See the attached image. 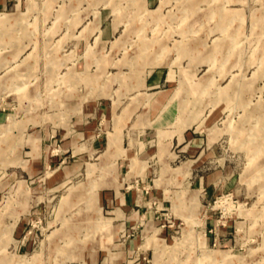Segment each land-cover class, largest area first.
Returning <instances> with one entry per match:
<instances>
[{
	"label": "rangeland",
	"instance_id": "1",
	"mask_svg": "<svg viewBox=\"0 0 264 264\" xmlns=\"http://www.w3.org/2000/svg\"><path fill=\"white\" fill-rule=\"evenodd\" d=\"M156 67L178 88L172 129L212 134V171L230 183L194 206L177 158L155 231L132 225L103 246L119 223L108 199L151 186L120 158L147 105L141 90L116 87ZM86 103L102 108L88 138L109 139L99 150L65 144ZM0 112V264H114L113 245L124 250L128 237L137 247L121 264H264V0L12 3L0 10ZM122 116L119 136L111 118ZM148 133L139 144L158 178Z\"/></svg>",
	"mask_w": 264,
	"mask_h": 264
},
{
	"label": "crops",
	"instance_id": "2",
	"mask_svg": "<svg viewBox=\"0 0 264 264\" xmlns=\"http://www.w3.org/2000/svg\"><path fill=\"white\" fill-rule=\"evenodd\" d=\"M20 1L0 0V10H5L12 3L18 4ZM131 77L128 81L120 82L116 89L141 90V93H139L140 98L136 99L138 101L143 99V105L145 103L147 108L144 113L145 117L135 118L132 123L134 131L132 132L130 143L136 145L133 148L130 144L126 148L128 150L125 155L120 156V158H125L129 161V163L126 161L125 165L129 164V166H133L130 172L132 173L131 176L139 173V176H143L148 180L151 186L149 189L144 190L137 186L122 189L113 198L108 199V204L114 206V213L118 216L119 223L113 226L112 233L109 232L107 236L102 237L101 242L103 246H107L111 239L115 240L120 232L127 230L132 225H137L141 232L149 233L150 231H155L152 228L155 221L153 210L161 207L166 202V200L160 197V194L165 192L166 184L171 182L170 177L167 178L165 175L172 171V163L177 158H179L180 163L176 168H173V171L175 169L178 171L176 173L179 174L178 178L180 182H184L187 179L190 184L191 204L194 206L193 199L198 201L199 197H202L205 201L211 202L214 195L220 190H224V187L226 188L230 183L228 178L219 186L223 171L222 169L212 171V134H202L197 131V126L191 128V123H184V127L180 130L172 129L173 124L177 120L178 99L176 98V91L178 88L174 89L172 87L170 72L164 68L156 67L148 73L142 70L138 71L136 75ZM92 85L95 86V84ZM94 86L90 88L95 89L96 87ZM98 89H104V87L100 86ZM90 106L86 103L81 107L79 115L75 117L79 120L78 124L80 128L65 142L66 145H70L74 150H99L105 144L109 145V139L107 138L108 140L106 141L103 136L102 138H92L89 143L88 138L92 136L97 126L98 119L96 120V118H98L102 110V108L97 107L98 105L96 107L93 106L91 109ZM5 118L8 117L5 116L4 112H0L1 124ZM128 119L123 116L122 118H111V125L114 126L113 129L115 128L119 136L122 126ZM147 131L149 132L148 137L154 136L159 146L157 149L158 162L154 163L155 167H159L160 171L162 169L161 175L158 178H150L152 175L150 169L151 163L149 164L147 161L151 160V150L149 152L142 151L139 144L141 142L139 141V135L145 134ZM153 140L154 138L146 140V142H153ZM39 141V138H35L32 141V148H39ZM48 142L51 143V134H49ZM47 145L49 146V144ZM136 146H139V148L136 149ZM116 150H120V147L118 149L115 148L112 154H115ZM79 165L80 162H74L70 165V168H77ZM155 199H157L156 207L153 205ZM116 246L117 244L113 245L115 251L112 252L110 257L112 263L121 264L125 260L132 262L129 258L132 256L133 249L137 247V240L128 237V240L124 243V250H116Z\"/></svg>",
	"mask_w": 264,
	"mask_h": 264
},
{
	"label": "bare ground",
	"instance_id": "3",
	"mask_svg": "<svg viewBox=\"0 0 264 264\" xmlns=\"http://www.w3.org/2000/svg\"><path fill=\"white\" fill-rule=\"evenodd\" d=\"M228 255L226 254V255H224V259L223 260H225V259H228V257H227ZM232 261V260H231Z\"/></svg>",
	"mask_w": 264,
	"mask_h": 264
}]
</instances>
